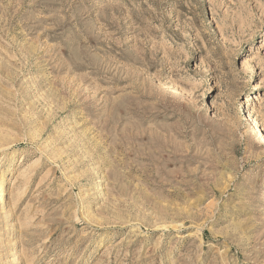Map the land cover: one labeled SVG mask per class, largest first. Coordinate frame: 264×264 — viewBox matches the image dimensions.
<instances>
[{"label": "rangeland", "instance_id": "374dc122", "mask_svg": "<svg viewBox=\"0 0 264 264\" xmlns=\"http://www.w3.org/2000/svg\"><path fill=\"white\" fill-rule=\"evenodd\" d=\"M260 126L264 0H0V264H264Z\"/></svg>", "mask_w": 264, "mask_h": 264}, {"label": "bare ground", "instance_id": "6f19581e", "mask_svg": "<svg viewBox=\"0 0 264 264\" xmlns=\"http://www.w3.org/2000/svg\"><path fill=\"white\" fill-rule=\"evenodd\" d=\"M255 122H256V120H255ZM256 125L259 127V124L258 123H256ZM260 128L262 129L263 128V131H264V126H260ZM1 194V193H0Z\"/></svg>", "mask_w": 264, "mask_h": 264}]
</instances>
